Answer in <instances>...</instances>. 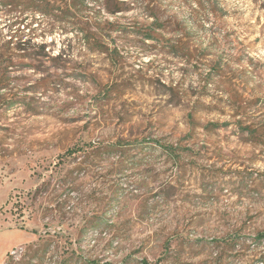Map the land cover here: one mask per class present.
Listing matches in <instances>:
<instances>
[{
  "label": "rangeland",
  "instance_id": "374dc122",
  "mask_svg": "<svg viewBox=\"0 0 264 264\" xmlns=\"http://www.w3.org/2000/svg\"><path fill=\"white\" fill-rule=\"evenodd\" d=\"M13 2L0 264H264V0Z\"/></svg>",
  "mask_w": 264,
  "mask_h": 264
},
{
  "label": "trees",
  "instance_id": "16d2710c",
  "mask_svg": "<svg viewBox=\"0 0 264 264\" xmlns=\"http://www.w3.org/2000/svg\"><path fill=\"white\" fill-rule=\"evenodd\" d=\"M1 1L2 2H0V8H1L0 9V15H4V16H7V17H14L16 9H12V5L14 4L13 0H1ZM17 7H20V5H16V8ZM32 7H28L26 9H29L30 11H33L34 13L35 12L43 13L41 10H39V11L33 10ZM26 9L24 8L23 12ZM20 15H21V13H20ZM20 22H21L20 18L16 17V15H15V19L13 20V18H12V22H11V25L9 26L8 31L12 33V28H14L15 26H18V28H19L20 27ZM16 34H17V32H15L14 35L12 34L11 36H9L10 40H9V42H7V45L11 44V41L15 38ZM24 43H26V42H24ZM41 48L44 49L45 47L41 46ZM237 124H238V126H237L238 129L243 134H246L247 137H249L251 139H253L258 134V132H260V130L257 127L251 126L250 124H244V123L242 124L241 122H238ZM166 151L169 152V153H175V150L172 147L171 148H167ZM255 240L257 242H259V243L264 241V234H257L255 236Z\"/></svg>",
  "mask_w": 264,
  "mask_h": 264
},
{
  "label": "built area",
  "instance_id": "2783aa9c",
  "mask_svg": "<svg viewBox=\"0 0 264 264\" xmlns=\"http://www.w3.org/2000/svg\"><path fill=\"white\" fill-rule=\"evenodd\" d=\"M22 253V248L21 249H16L15 251L10 252V257L12 260H18V256Z\"/></svg>",
  "mask_w": 264,
  "mask_h": 264
}]
</instances>
